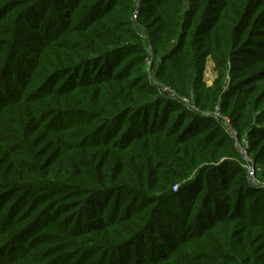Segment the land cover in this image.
Returning a JSON list of instances; mask_svg holds the SVG:
<instances>
[{
    "label": "trees",
    "instance_id": "trees-1",
    "mask_svg": "<svg viewBox=\"0 0 264 264\" xmlns=\"http://www.w3.org/2000/svg\"><path fill=\"white\" fill-rule=\"evenodd\" d=\"M136 1L0 0V264H264V0Z\"/></svg>",
    "mask_w": 264,
    "mask_h": 264
},
{
    "label": "rangeland",
    "instance_id": "rangeland-1",
    "mask_svg": "<svg viewBox=\"0 0 264 264\" xmlns=\"http://www.w3.org/2000/svg\"><path fill=\"white\" fill-rule=\"evenodd\" d=\"M139 2V0H137L136 1V3H138ZM139 4V3H138ZM137 4V5H138ZM212 61H211V59L210 58H207V60H206V62H205V67H204V70H203V74H202V81L204 82V84H205V86L206 87H211L212 85H213V83H214V80L216 79V73L214 72V70H213V63H211ZM223 81V80H222ZM168 90V92L170 93V92H172V90H170V89H167ZM165 92V91H164ZM183 101H185V104L189 107V108H193L194 109V107L191 105V102L189 101V99H183ZM195 111H196V109H195ZM219 112V108H216L215 107V109H214V111H213V115L215 114L216 115V113H218ZM220 113V112H219ZM222 116V115H221ZM223 117H225V116H223ZM236 133V132H235ZM236 137H237V134H236ZM243 138L241 139V144L240 143H237L238 144V147L240 148V153H241V155H242V157L249 163V165H248V169L250 170H252L251 172H250V174L249 175H251L250 176V181L252 182V183H257V181L255 180V172H257V171H259L260 170V166H255L254 165V163H252L253 161H252V156L250 155V157H249V153H247L248 152V149L247 148H244V145L243 146H241L242 145V143L243 144H245V142H247V140H246V138H244L245 136H242ZM248 143V142H247ZM247 149V150H246ZM255 153V152H254ZM259 165V164H258ZM262 183H264V182H262ZM264 185V184H263Z\"/></svg>",
    "mask_w": 264,
    "mask_h": 264
},
{
    "label": "built area",
    "instance_id": "built-area-1",
    "mask_svg": "<svg viewBox=\"0 0 264 264\" xmlns=\"http://www.w3.org/2000/svg\"><path fill=\"white\" fill-rule=\"evenodd\" d=\"M137 14H138V9H136L135 10V12H134V14H133V19H136L137 18ZM164 91L165 92H168V90L167 89H164ZM170 94L173 96V93L172 92H170ZM185 102V101H184ZM191 109H193V108H191ZM214 116L216 117V118H218L220 121H222V123L225 125V127H226V129H227V131L230 133V135L232 136V137H236V133H235V131L231 128V126H230V124H229V121H228V119H226V117H223V116H221V114L218 112V113H216V115L214 114ZM244 145V148H248V143L247 142H245V144H243ZM253 170V169H252ZM251 169L249 170L248 169V173L250 174V172L252 171ZM251 175H249V177H250Z\"/></svg>",
    "mask_w": 264,
    "mask_h": 264
},
{
    "label": "crops",
    "instance_id": "crops-1",
    "mask_svg": "<svg viewBox=\"0 0 264 264\" xmlns=\"http://www.w3.org/2000/svg\"><path fill=\"white\" fill-rule=\"evenodd\" d=\"M212 63V62H211Z\"/></svg>",
    "mask_w": 264,
    "mask_h": 264
}]
</instances>
